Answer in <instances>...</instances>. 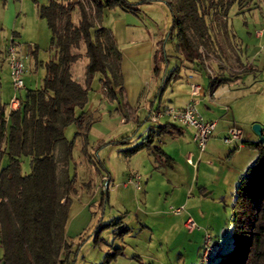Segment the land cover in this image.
Returning <instances> with one entry per match:
<instances>
[{"label":"rangeland","instance_id":"374dc122","mask_svg":"<svg viewBox=\"0 0 264 264\" xmlns=\"http://www.w3.org/2000/svg\"><path fill=\"white\" fill-rule=\"evenodd\" d=\"M48 1L0 0V40L2 34H9L6 49L12 37L18 50L19 45L27 50L26 57L23 56L25 87L15 89L11 75L3 72L1 95L2 101L9 105L7 113L12 109L11 98L24 95L27 88L39 87L45 75L44 63L57 57L47 21L38 12V6ZM129 1L138 10L115 6L103 11L101 21L113 33L116 21L125 23L124 31L119 32L124 39L119 47L122 48L125 71L133 68L136 62L142 68V80L146 79L145 90L155 89L153 97L164 70L176 66L182 71L187 68L188 73L197 77L208 78V74L232 77V97H223L230 108L224 110L222 117L231 118L234 110L237 125L243 130L245 146L240 144L234 148L223 140V135L209 154L208 150L200 152L191 139L190 127H185V137L180 142L170 132L158 133L159 124L172 121L167 116L153 121L151 112L148 118L146 101L142 98L140 103L129 106L126 102L129 97L125 98L127 94L119 78L117 82V78H110L116 93L115 97L111 96L103 84L102 72L96 71L89 83L87 101L76 110V114L85 115L79 124L73 122L65 128L67 139L74 140L71 157H64L63 143H57L55 149L57 179L74 177L65 225V238L71 244L68 262L215 264L216 257L210 262L201 258L204 238L210 234L224 251L231 247L236 186L248 166L247 161L252 154L254 158L257 155L250 143L252 139L258 140L252 125L255 122L264 124V34L257 33L264 24V0H237L229 6L210 7L205 18L211 40L204 41L194 30L190 32L201 52V59L192 62L187 61L176 46L177 29L172 27L167 0ZM169 1L182 16L179 0ZM79 17L76 8L73 19L77 21ZM150 41L154 48L147 51ZM129 47L133 50L128 51ZM156 48H164L166 54L159 74L152 69ZM74 51L82 55L72 63L71 73L84 85L88 62L85 44L81 43ZM108 62L114 65L110 56ZM107 72L111 76V72ZM180 82L185 84V77ZM172 83L169 81L162 90V101L171 99ZM192 83L198 84L189 82ZM150 92L145 97L149 98ZM137 116L138 120L135 119ZM86 122L91 123L87 137L84 136ZM142 141L144 146L131 151ZM189 150L193 151L195 165L187 161ZM7 161L5 153L0 158V168ZM30 171V156H21V172ZM134 172L141 175L140 188L128 182ZM177 207H181L180 212L174 211ZM189 215L196 224L192 230L185 225ZM65 252L60 253L62 258ZM2 255L0 242V264H3Z\"/></svg>","mask_w":264,"mask_h":264},{"label":"trees","instance_id":"16d2710c","mask_svg":"<svg viewBox=\"0 0 264 264\" xmlns=\"http://www.w3.org/2000/svg\"><path fill=\"white\" fill-rule=\"evenodd\" d=\"M235 1L179 0L182 16L171 1H166L172 13V27L177 29L176 46L187 61L201 59L198 44L190 33L192 30L198 38L207 42L211 40L205 18L209 8L218 4L229 6ZM115 6L138 10L129 0H49L38 6L58 54L44 63L42 84L27 88L24 95L19 96L16 109L7 113L6 105L0 104V158L5 153L8 156L7 163L0 168L3 264H70L71 244L65 238V225L74 177L57 179L55 149L61 142L64 157H71L74 140L67 139L65 128L73 122L80 123L83 114H76V110L87 101L89 83L96 71L102 72L103 84L111 96H116L111 77L117 78L116 82L119 78L123 88L121 51L112 29L101 22L103 11ZM76 8L80 14L77 21L73 19ZM81 43L85 44L88 57L84 85L71 73L72 63L82 55L74 51ZM109 56L114 65L108 62ZM164 57V48H156L153 55L155 74L161 71ZM178 72V66L164 70L159 92ZM224 80L222 77L210 78L211 91ZM90 124L86 122L84 125L85 137ZM157 127L158 133L180 131L177 124L169 121ZM262 128L264 135V124ZM250 143L257 155L240 175L236 186L232 204V245L225 251L221 248L214 256L217 259L215 264H264V140ZM144 145L142 141L131 151ZM23 155L31 158V171L26 174L21 172ZM63 250L67 252L62 258L60 253Z\"/></svg>","mask_w":264,"mask_h":264},{"label":"crops","instance_id":"0c3cea01","mask_svg":"<svg viewBox=\"0 0 264 264\" xmlns=\"http://www.w3.org/2000/svg\"><path fill=\"white\" fill-rule=\"evenodd\" d=\"M124 25H125V23L120 22V21H116V23L114 25L115 26L114 36H115L117 46H118L120 51L122 48H120L119 46H120V43H122L124 39L122 38V35L119 34V32L124 31V28H125ZM3 35H5V36H3ZM9 36H10L9 34L8 35L2 34V40H0V104L4 103L5 105H6V103L4 101H2L3 97L1 95V92H2V88H3V79H4V77H3L4 73L3 72H4V70L10 76L9 66L6 62V59L4 58V55L6 57V51L5 50H6V43H7ZM135 48L138 49L137 47H135ZM153 48H154V44L152 41H150L149 46H147L146 49H147V51L148 50L151 51ZM127 50L128 51L133 50V48L131 47V49H130V47H129ZM19 51L25 58L27 55L26 48L19 45ZM134 64H135V66H133V68L130 69V70L134 71V72H132V74L130 73V70L128 72L125 71L126 69L124 66V61L122 60V52H121L120 67H121V73H122V77H123V89L125 90V92L127 94L125 96V98L127 96L129 97V102L126 99V102L128 103V105L132 106L133 104L140 103L141 98H142L143 101H146L145 102L146 103L145 109H147V112H148L147 116H148L149 113L151 112V110H156L158 107H160L163 104H171L173 106H183L189 99L194 98L196 103H197L198 109L204 115V117L217 119V125L215 128V131L213 132L212 136L209 138L208 143H207V147H206V150H208L207 152L209 154L211 151H214L216 144L218 143V141L221 140L222 136L225 135L227 129L232 125L238 124V120L236 119L237 117L235 115L234 110L232 111L231 118L223 119V117H222L224 114L223 113L224 110H227L229 107L226 104L227 102L223 101V99H224L223 97H225L227 95H229V97L231 95V97H232V92L234 91L233 88H231V82L233 79L232 77H229L226 75H220L219 77H222L225 80L221 84H219L213 91H211V89L209 87V83L207 85V82L210 81V78H212L214 76H211L208 74V76H209L208 78L204 77V75H198V77H197L196 74H194L195 75L194 76V75H191L190 73H188L187 68L184 71L179 69L178 75L175 76L173 79H171L173 82L172 83L173 86H172L171 93H170L171 99L168 98V100L162 101L160 99L161 92H159V87H158V90L155 92L154 97H153V93H154L155 89H152L151 92L150 91L147 92V90H145L144 84H145L146 79L142 80V68L136 62ZM153 65H154V63L152 61V66ZM122 69L124 70L125 75H123ZM184 77H185V81H186L185 84L183 82H180V80ZM193 78H195V79H193ZM199 78H201V81H199L200 80ZM149 79H152V77H150ZM189 82H196L202 86V89L200 90L199 95H197V96L191 95V92H190L191 87H190ZM159 84H161V83H159ZM221 87H225V88H221ZM149 92L151 93L149 98L145 97L146 94H149ZM167 101H170V103H167ZM200 105H203V107H200ZM8 107H9V105L6 106V109ZM83 115H85V114H83ZM135 119L138 120L139 117L137 116V118H135ZM237 126H239V125H237ZM179 127H180V131L174 132V133H172V135L175 137V139H177V141L180 142L181 140H183V137H185V135H184L185 131H186L185 127H188V126L180 125ZM188 131L190 132L191 139H192V129L189 128ZM243 136L244 135H243V130H242V140H244ZM251 136H252V134H251ZM218 139H220V140H218ZM252 140H254V139H252ZM208 145H209V149H208ZM241 146H245L244 142H242ZM165 153L168 154L167 152H165ZM189 154H191V156L193 157V151L189 150L187 152L186 156H188ZM200 155H201V153H199V156ZM170 158H171V156H170ZM253 160H254V154H252V157H250V159L247 161L248 162L247 164L249 165Z\"/></svg>","mask_w":264,"mask_h":264},{"label":"built area","instance_id":"2783aa9c","mask_svg":"<svg viewBox=\"0 0 264 264\" xmlns=\"http://www.w3.org/2000/svg\"><path fill=\"white\" fill-rule=\"evenodd\" d=\"M259 35L264 34V24L263 27L257 30ZM6 61L10 69V75L12 78V84L15 89H20L25 87L24 83V73H25V62L23 55L18 50L14 39L11 37L9 39L7 49H6ZM191 85V95L197 96L200 94L202 86L200 84L192 83ZM20 98L18 96H13L10 100V107L16 109L19 106ZM161 116H167L173 123L185 125L192 129V140L197 144L200 152L206 150L209 138L212 136L216 125L217 119L206 118L198 109L195 99H189L183 106H173L171 104H163L156 110H151V120L156 121ZM223 140L235 147L242 144V129L237 125L230 126ZM187 161L193 165L195 162L189 154L187 156ZM129 183H133L136 188H140L142 184L141 175L138 172H134L128 178ZM181 207L175 208V212H180ZM185 225L189 230L196 227L195 221L191 215L187 216L185 220ZM224 232V230H222ZM222 246L220 242L214 240L210 234H207L204 238L203 249L201 253V258L205 262H209L210 259L216 256L221 250Z\"/></svg>","mask_w":264,"mask_h":264},{"label":"water","instance_id":"95a60500","mask_svg":"<svg viewBox=\"0 0 264 264\" xmlns=\"http://www.w3.org/2000/svg\"><path fill=\"white\" fill-rule=\"evenodd\" d=\"M252 128L255 131V133L258 135V140L263 141L264 135H263V128L261 123L258 122L253 123Z\"/></svg>","mask_w":264,"mask_h":264}]
</instances>
